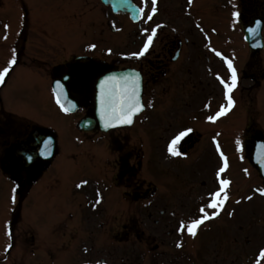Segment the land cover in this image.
<instances>
[{
    "label": "flooded vegetation",
    "instance_id": "flooded-vegetation-1",
    "mask_svg": "<svg viewBox=\"0 0 264 264\" xmlns=\"http://www.w3.org/2000/svg\"><path fill=\"white\" fill-rule=\"evenodd\" d=\"M207 1L208 6L219 4L230 11L236 8L240 13V26L251 25L264 16V0ZM134 2L143 11L139 22L133 24L130 55L108 61L94 55L77 54L90 48L76 47L70 36H56L51 56L45 60L35 59V63L41 78L40 88L53 92L55 88H64L68 98L83 111L84 118L91 120L95 119L96 83L102 76L127 69L141 75L144 103L150 113L148 129L164 126L162 139L168 169L162 196H159L161 186L154 180L139 178L140 154L136 147L126 149L112 145L107 151L113 158L95 169L100 178L93 180L97 189L93 201L87 184L75 181L69 193L71 200L65 220L51 214L46 224L40 208L35 229L27 224L21 229L19 242L14 233L21 224L23 205L33 188L44 182L55 159L44 158L48 132L0 114V173L7 179L0 187L10 183L19 199L17 208L12 211L10 242L0 251V264H45L47 259L50 261L47 264H264L260 260L264 243H252V199H248L252 193L246 172L251 168L252 141L258 134L252 117L258 116L255 103L264 89L263 52L254 55L250 51L248 59L235 66L244 97L242 110L236 116H245V120L230 130L228 127L236 121V116L228 121L225 117L216 119L223 104L218 57L206 53L203 59V51H196L197 45L202 43L198 42V36L193 32L189 37L186 34L185 12L192 0L165 2V24L160 27L151 16L152 0ZM105 16L107 18V14ZM100 25L104 27L107 23L102 21ZM53 28L57 33L55 26ZM153 30L156 37L148 52L140 57L132 55L143 50ZM26 40L24 36L22 54L27 50ZM22 64L27 66V61ZM218 91L220 99L214 97ZM260 114L264 116V109ZM158 118L162 120L157 122ZM200 123V128L195 127ZM189 129V135L179 144L182 155L173 159L168 151L171 140ZM113 133L103 136L110 135V144L114 141L123 144V134L114 133V136ZM237 143L239 152L236 151ZM237 154L240 156L238 164ZM194 156L192 166L197 167L187 172L191 168L188 160H193ZM225 158L227 167L220 172ZM176 166L178 172L173 170ZM183 167L187 171H183ZM198 174L205 175L206 179L201 180ZM187 175L193 179L183 181ZM221 179L230 184L225 189L229 199L220 215L201 225L195 238L187 232L182 234L179 231L181 223L188 225L202 217L200 209L211 202L213 193L222 191ZM52 182L59 183L58 180ZM25 214L32 216L33 211L27 210ZM142 217L148 222L142 223ZM9 244L11 249L7 247Z\"/></svg>",
    "mask_w": 264,
    "mask_h": 264
},
{
    "label": "rangeland",
    "instance_id": "rangeland-1",
    "mask_svg": "<svg viewBox=\"0 0 264 264\" xmlns=\"http://www.w3.org/2000/svg\"><path fill=\"white\" fill-rule=\"evenodd\" d=\"M31 9L24 10L21 6V0H0V71L8 65V62L12 59H9V56L12 54L11 44L13 40L15 41V36H18L20 33V28L24 24V11L29 12L28 24H27V36L29 39L27 44V51L23 54V59L26 57L27 60L32 59V57H38L39 59H47L51 56V51L54 47L55 37H67L66 33L72 35L74 39L73 43L78 47L79 39L84 35L86 30V40L90 41L95 38L94 30L97 29V32L101 31L100 23L102 21L108 22V20H114L117 26L124 28L123 32L127 30L131 31L126 20L112 18L108 15L106 18L105 14H108L107 11H104L100 5L99 0H27ZM25 2V0H23ZM47 10V11H46ZM210 10H206V14ZM229 14V12H228ZM207 17V16H206ZM203 16L200 17L201 24L206 28L207 32L212 36L210 41L218 49L222 50L224 54L223 58H218L217 63L219 67L223 66L225 62L232 61L233 66L242 65L247 59L248 54L246 51V45L242 43V37L240 31L238 30L239 26L236 23H232L231 27L228 28L225 21L229 20V15L223 13L220 20H213L211 23ZM56 21L55 25H59V33H54L49 29H45L48 32L42 30L39 27V21L41 24H47L53 28V23ZM193 21L195 20V15H193ZM162 20V17L160 19ZM230 21V20H229ZM88 24L92 25L93 28H87ZM54 25V26H55ZM73 26V28H72ZM72 28V30H71ZM227 28V29H226ZM73 31V33H71ZM100 34V33H99ZM126 35V34H125ZM113 38V33L107 27L105 31V39L111 40ZM113 39H119L115 37ZM193 40V38H192ZM6 42V45L4 44ZM18 41V40H17ZM16 41V43H17ZM22 40H20L21 42ZM66 40H62L64 42ZM72 41V40H71ZM19 42V43H20ZM197 50L198 52L203 51L200 46L204 43L201 36L198 37ZM131 43V38L124 37L123 43L119 44H110L109 46L114 50L112 57L118 56L119 53L126 52V47ZM204 46V45H203ZM103 46H99V49ZM101 50V49H100ZM103 50V49H102ZM101 50V51H102ZM189 51H193L188 49ZM103 52V51H102ZM36 54V55H35ZM40 54V55H37ZM206 55L205 49L201 56L203 59ZM45 57V58H41ZM263 65H264V51L261 55ZM25 60V59H24ZM26 61V60H25ZM225 61V62H224ZM30 77L27 73L26 67L22 66L17 71L14 72L10 81L8 82L4 95L2 96L3 104L7 110L10 112L24 115L35 120L44 126H47L49 129L55 132L58 143H59V156L56 159V167L53 168L49 175L48 179L59 180L60 182L47 184H39L31 193V196L28 201L29 209L34 210L36 205L37 208L33 212L34 218L37 220L40 208L41 216L45 219L50 218L51 214H57L62 221L65 220L66 215L69 213L67 208V203L71 200L69 193L71 188L74 186L75 181H84L87 179L88 187L87 192L89 195H94L97 189H94L89 186V184L96 179H99V173L93 168V166L88 162L85 155H83V148L92 147L97 159L103 163L109 159L108 152L105 150V142H95L94 145L91 143L81 142L80 132L77 129V117H71L70 115L65 114L55 103L52 101L51 94L47 95L46 91L44 92L40 88L38 80L34 83L30 82ZM228 77L224 73L221 74L220 81L227 82ZM26 82L29 84L26 85ZM25 83V84H24ZM37 84V85H36ZM33 86V87H31ZM206 88V87H205ZM242 91L239 88L234 89L232 92V97L235 101V104L228 115H225L226 121L230 118L235 117L242 110V104L244 102V97ZM246 93V92H245ZM221 92L218 91L217 95H214L215 98L220 99ZM181 98V95H178ZM212 98L213 104L216 102L215 98ZM163 108V105H160ZM256 109L261 111L264 109V89L262 90L260 98L257 99L255 103ZM257 112V111H256ZM148 115V114H146ZM257 115V114H256ZM143 117H146L145 115ZM197 118H201L197 116ZM162 120V119H161ZM235 122L232 125H229L228 129L233 130L235 127H239L243 124L245 116H236ZM254 122L262 127L264 131V116L259 117L254 115L252 117ZM148 119H141L137 122L136 129L124 132V135L127 137L125 140L126 143L130 142L131 145L136 146V151L141 149L145 150V142L143 137L145 134L151 139V150L155 152V162L150 164V148L146 149L147 153L144 155V162L142 159L139 163L141 166L140 179H148L152 182L153 176H155L156 181L161 182V194L163 189V180L167 173L168 165L165 162V155H163V149L165 147V141L161 139L164 132V126L157 125V128L154 130H148ZM198 125V124H197ZM201 123L197 128H200ZM161 131V132H159ZM151 132V133H150ZM157 133H160L161 136H157ZM147 146H150V141L147 140ZM162 149V150H158ZM149 159V160H147ZM196 156L193 157V160H188L190 170H186L183 167V171L192 172L193 169H196L197 165L192 166ZM177 167V166H176ZM158 169V170H157ZM157 170V171H156ZM175 171H178L175 169ZM151 176L147 178L144 176ZM201 180L206 179V176L203 174H198ZM183 181H188L193 179L190 175L184 176ZM93 183V182H92ZM260 180L254 170L252 172V178L250 179V185L253 190H258V193H255L254 199L252 200V228H262L264 229V194H262L261 185H259ZM13 189L7 188L5 191H0V204L9 203L13 205ZM7 215L4 214L3 207L0 206V251L4 250L6 245L5 241H8L7 233ZM61 221V222H62ZM142 223L148 222L147 218L142 217ZM264 233V232H263ZM257 243H260L258 241Z\"/></svg>",
    "mask_w": 264,
    "mask_h": 264
},
{
    "label": "snow or ice",
    "instance_id": "snow-or-ice-1",
    "mask_svg": "<svg viewBox=\"0 0 264 264\" xmlns=\"http://www.w3.org/2000/svg\"><path fill=\"white\" fill-rule=\"evenodd\" d=\"M152 3L154 5L156 3V0H152ZM142 11L143 10H141V12ZM151 12L152 14H155L156 8L153 7L151 9ZM234 15L237 18L240 17V13L238 11ZM148 19H151V16H149ZM155 37H156V31L153 30L151 34L148 36L147 42L143 50L139 53H133L132 55L137 57L143 56L146 52H148L149 47L153 44V40ZM217 55H220V53H217ZM10 63L12 65H15L16 64L15 59L11 60ZM228 66L231 69V82L230 83L224 82V84L227 91V101H228L227 109L230 110L235 104V101L232 97V92L238 85V75L231 61H228ZM10 70H11L10 68L5 67L3 71H0V85L4 84L5 78L8 76ZM115 79H116L115 77H110L101 85L102 115L105 119L106 127H111L116 124L130 125L133 123V118L136 116V114L142 111L144 108V105L141 103L140 95H139L140 92L139 76H137L135 79L125 78L124 85L119 91L116 90L113 84ZM57 87L59 88L61 86L57 85ZM57 103H60L59 93L57 94ZM61 108H63L65 111H68V109L64 106V104H61ZM224 111L225 109H222L221 112L217 113V116L223 115ZM209 119H214V117H209ZM190 131L191 129L186 131H181L171 140L168 151L172 156L182 155V153L179 150V144L186 136L189 135ZM221 155H223V153H221ZM226 167H227V159L225 158V168ZM224 170H225L224 168H221L220 172H223ZM229 184L230 181L226 179H221L220 185L223 194L222 191H217L213 193L211 202H209L206 205V208L200 209V212L203 213V216L193 220L188 225H185L182 222L179 231L182 234L187 232V234L195 238L198 235V231L201 225H203L207 220H211L215 216H219L220 211L222 210V206L229 199L228 194L225 190ZM262 194H264V191H262ZM248 199H251V197H248ZM13 202H15V197H13ZM206 209H211L213 211L209 213ZM8 235L11 236L12 232L9 231ZM178 246H182V245H178ZM7 247L11 249L12 245L9 244ZM260 260L264 261V251H261L260 253Z\"/></svg>",
    "mask_w": 264,
    "mask_h": 264
},
{
    "label": "water",
    "instance_id": "water-1",
    "mask_svg": "<svg viewBox=\"0 0 264 264\" xmlns=\"http://www.w3.org/2000/svg\"><path fill=\"white\" fill-rule=\"evenodd\" d=\"M105 4L111 5L115 10L117 11H122L124 13H131L133 15L134 10L132 8V3L130 0H102ZM110 77H115V81L113 82L115 88L117 91H119L123 85H124V80L125 78H130L131 74H112L110 76H108L105 80H103L101 82V84L99 85V90H98V116L101 122L102 127L105 129V121L102 120L101 115L102 114V104H101V85L108 80ZM139 95L141 97V91L139 92ZM120 126H125L123 124H116L114 126L111 127H106V129H111V128H116V127H120ZM81 128H84V124H82ZM255 150V155L253 158L254 164L258 167V169L260 170L261 175L264 178V142L257 144Z\"/></svg>",
    "mask_w": 264,
    "mask_h": 264
}]
</instances>
